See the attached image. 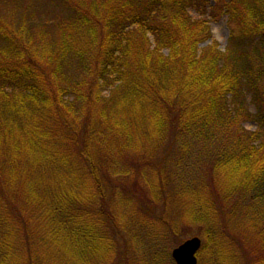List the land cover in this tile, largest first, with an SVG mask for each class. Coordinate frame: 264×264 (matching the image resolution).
I'll use <instances>...</instances> for the list:
<instances>
[{
    "label": "trees",
    "instance_id": "obj_1",
    "mask_svg": "<svg viewBox=\"0 0 264 264\" xmlns=\"http://www.w3.org/2000/svg\"><path fill=\"white\" fill-rule=\"evenodd\" d=\"M194 235L264 264V0H0V264H173Z\"/></svg>",
    "mask_w": 264,
    "mask_h": 264
},
{
    "label": "rangeland",
    "instance_id": "obj_2",
    "mask_svg": "<svg viewBox=\"0 0 264 264\" xmlns=\"http://www.w3.org/2000/svg\"><path fill=\"white\" fill-rule=\"evenodd\" d=\"M191 14L194 17L197 16V14L195 12H192ZM209 20H210V18H209ZM226 21H227L226 17H222V18H219L218 20L211 21V27H212L211 29H212V33H213V38H215L219 41V43L221 44V46H220L221 49H224V47L227 43L228 37H229V29L227 27ZM208 43L209 42L204 43L203 46H206ZM244 126L246 129L251 130V131H254L256 129V125L252 122L246 123ZM172 213H173V211H172ZM192 227H194V228H191L190 232L199 228V227H195V226H192ZM191 237H193V236H188L187 238H191ZM215 242H216V245L225 246L223 243H220L221 241H219V240L215 241ZM217 250L220 252L219 248H217ZM213 261H216V259L214 257H213ZM239 263L240 264H246L244 261H241ZM255 264H258V263L256 262Z\"/></svg>",
    "mask_w": 264,
    "mask_h": 264
},
{
    "label": "water",
    "instance_id": "obj_3",
    "mask_svg": "<svg viewBox=\"0 0 264 264\" xmlns=\"http://www.w3.org/2000/svg\"><path fill=\"white\" fill-rule=\"evenodd\" d=\"M201 246L199 238H193L184 242L173 251L177 264H197L195 253Z\"/></svg>",
    "mask_w": 264,
    "mask_h": 264
}]
</instances>
